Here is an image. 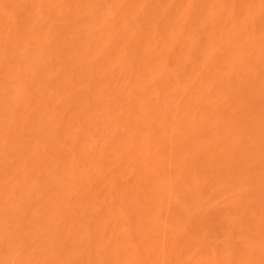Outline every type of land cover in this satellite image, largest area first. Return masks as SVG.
<instances>
[{"label":"bare ground","instance_id":"6f19581e","mask_svg":"<svg viewBox=\"0 0 264 264\" xmlns=\"http://www.w3.org/2000/svg\"><path fill=\"white\" fill-rule=\"evenodd\" d=\"M0 264H264V0H0Z\"/></svg>","mask_w":264,"mask_h":264}]
</instances>
